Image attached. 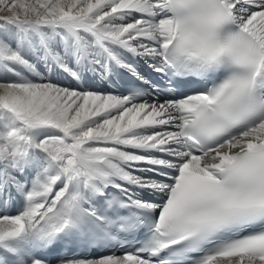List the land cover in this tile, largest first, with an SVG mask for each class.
<instances>
[{
  "label": "snow or ice",
  "instance_id": "snow-or-ice-1",
  "mask_svg": "<svg viewBox=\"0 0 264 264\" xmlns=\"http://www.w3.org/2000/svg\"><path fill=\"white\" fill-rule=\"evenodd\" d=\"M8 75L0 264H264V0H0Z\"/></svg>",
  "mask_w": 264,
  "mask_h": 264
},
{
  "label": "bare ground",
  "instance_id": "bare-ground-1",
  "mask_svg": "<svg viewBox=\"0 0 264 264\" xmlns=\"http://www.w3.org/2000/svg\"><path fill=\"white\" fill-rule=\"evenodd\" d=\"M0 78H3V79H7V80H12L14 79V77H12L11 75H8V76H4V77H0ZM64 83H69V78L66 77V76H63V77H60Z\"/></svg>",
  "mask_w": 264,
  "mask_h": 264
}]
</instances>
